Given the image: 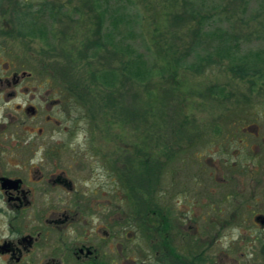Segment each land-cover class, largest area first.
Segmentation results:
<instances>
[{
  "label": "flooded vegetation",
  "instance_id": "flooded-vegetation-1",
  "mask_svg": "<svg viewBox=\"0 0 264 264\" xmlns=\"http://www.w3.org/2000/svg\"><path fill=\"white\" fill-rule=\"evenodd\" d=\"M2 24L7 31L0 27V34L9 39V19ZM0 41V264H214V219L203 228L196 215L189 221L174 218L171 199L160 204L158 197L157 204L145 206L134 202L138 158L132 157L135 142L122 136L123 126H113L115 137L106 140L105 125L92 122L79 99L61 89L66 85L60 87L53 75L50 81L43 78L40 59L34 77L25 70V53L6 58L7 40ZM59 129L68 139H53ZM49 134L51 139L43 141ZM78 135L83 142L74 139ZM87 142L92 162L86 161L90 172L80 181L85 159L66 161L61 153ZM125 151L132 154L130 167ZM84 195L101 201L84 203ZM254 221L263 232L264 264V215Z\"/></svg>",
  "mask_w": 264,
  "mask_h": 264
},
{
  "label": "rangeland",
  "instance_id": "rangeland-1",
  "mask_svg": "<svg viewBox=\"0 0 264 264\" xmlns=\"http://www.w3.org/2000/svg\"><path fill=\"white\" fill-rule=\"evenodd\" d=\"M29 1L34 3L35 8H38V4L42 2V0ZM83 1L50 0V7L55 5L53 14L61 7L59 10L65 15L71 13L72 18L77 19L83 16V12L86 13ZM11 6L13 5L9 1L0 6L1 32L7 31L2 22H7L8 19V31L10 30L9 39L0 34V40H7L5 42L7 47L3 48L2 53L5 52L6 58L14 55L24 56L23 53H25L26 59L23 60L26 63L25 70L33 73V76L37 75L35 74L36 59H40L44 64L52 63L53 55L51 56V53L53 54L56 50L49 49V47L50 43H55L53 40L58 38L56 31L60 24L59 22L52 23L50 18L41 19L40 22L46 24L43 35L36 33L30 38L31 42L26 41V38L19 40L10 26L13 17ZM121 8L122 12L120 11ZM74 9L80 13L76 15ZM108 9L112 13L118 10V12L123 13V16H130L127 18L129 22L131 16L135 18L133 20L135 21L134 27L130 33L123 24L121 26L123 28L121 33L125 41L123 44L134 47L143 55L146 62L154 60L158 66H162L161 60L164 59L161 51L157 50L159 45L165 47L170 45L178 49L175 52H177L178 59H181L180 63L192 59L193 56L191 45L197 27H192V33L187 30L189 28L183 27L181 23H178L179 28H173L171 19L174 15H185L192 12L198 16H205L206 20L202 25H207V27L201 28V31L214 33L216 30L215 33L219 40L223 38V35L229 36L230 41L236 39V52L225 54H219L218 51L214 50V47H210L213 40L211 36L203 39L202 49H196V52L204 59L209 57L210 60H214V63L204 62L203 64H206L207 68L205 67L202 75L197 74L198 76H196L193 72V80L189 79L190 76L185 81L179 77L180 83H182V87L179 89L181 91L175 92V96L168 105V111L169 109L173 110V108L176 110L178 107L183 113L179 115L173 130L179 129L180 126L176 124L182 123L185 114L189 121L192 120L191 123L196 122V125H190L188 121L189 127L200 129L205 127V130L199 131L200 135L194 131L195 138L191 145H189V141L180 142L182 150L172 159L167 169L164 167L163 172L161 171L156 194H158L160 204L165 198L171 199V204H175L171 208L173 217L176 219L177 217L184 221L196 220V218L203 219L204 222L201 223L204 225L203 228L209 227L210 221L214 219V264H260V235L262 231L259 225L255 224L254 218L258 215H264V85L259 87L257 83L255 88L248 93L249 84L245 79L233 75L227 68L229 65L227 62L234 58L232 55H235V58L248 55V58L253 61L257 56H255L256 52L259 53L261 60H257L255 63L260 65L259 63L264 61V0H109ZM190 24L194 25L195 19ZM51 25L53 26L51 27ZM2 43L0 41V44ZM43 47L45 52L40 53V49ZM7 52L10 53V56H7ZM220 62L223 65L220 66L218 64ZM60 63H62L61 60ZM17 65L15 66L16 69L19 68ZM155 71L157 74L160 73V70L159 73L157 69ZM188 72L191 71L187 70ZM51 74V69L43 72L42 68V76L47 81H50ZM162 75L163 79L155 75L152 83L161 80L162 84L158 83L159 90L161 87L172 88L173 83L169 81L171 79L166 78L167 73ZM189 82L198 83V88L194 90L195 93L191 92L190 87L188 90ZM29 83L33 85L32 81ZM214 85L223 86L225 97L228 95L226 99L231 101V104L227 102L229 103L228 110L221 116H217L219 109L214 107L216 105L214 100L208 97L214 93V91L209 90L214 89ZM61 86L62 84H60ZM61 89L64 90L62 87ZM139 90L142 91V87H139ZM151 90L153 93L155 92V89L152 88ZM201 90L206 97L199 94ZM241 94L246 95L248 99H245ZM149 101L152 107H157L153 95ZM236 102L238 103L236 104ZM52 115L55 116V114ZM216 116L221 118L219 122L222 127L218 137L214 136L212 127L208 125L212 120L215 125L218 124L217 119L214 120ZM71 123L73 122H65V124ZM169 123H166V128L164 127L167 130L159 132L161 134L159 141H153V137L150 136L146 148L152 157L159 158L162 153V146L167 145V143L170 146L169 143H172L173 130H171L172 125ZM143 126L140 124L138 129ZM126 130L122 131V136L126 142L134 141L137 143L138 141L139 144L143 130L139 129V136L134 131L135 136H131L130 130L127 128ZM149 130L148 128L147 131L149 132ZM58 132L59 135L53 139H68L62 129H59ZM152 132L153 130L151 135ZM256 132L257 135H255ZM154 134L157 136L156 132ZM238 137L243 139L244 144L240 145L237 144L238 142H233ZM50 139V134L42 137L43 141ZM74 139L80 143V141L83 142L84 138L82 135H78ZM177 145L170 147L176 151ZM217 145L218 147L214 149V146ZM239 148L240 152H238ZM63 149L61 156L66 161L68 160L67 157H72L75 160L81 157L85 159L86 164H81L83 174L76 176L80 181L88 178L91 167L88 162H92L89 159L91 156H88L91 155L88 142L80 146L74 144ZM144 159L145 157L140 158V162H144ZM87 160L88 162H86ZM73 163L69 159L67 165L72 166V169ZM151 164L152 162H149L148 166ZM73 169L75 170V168ZM139 178L142 183H146L143 177L139 176L137 180ZM108 188L110 187L108 186ZM168 188L169 190H167ZM213 189L214 195L212 194ZM97 198L98 195H84L81 201L90 203L91 200ZM122 199L120 203L125 204L126 197L122 196ZM107 201H111L109 197H107ZM111 202L116 203L114 200ZM166 202L169 201L165 200L164 203ZM232 215L234 217L230 218ZM216 233H218L217 236H215Z\"/></svg>",
  "mask_w": 264,
  "mask_h": 264
},
{
  "label": "trees",
  "instance_id": "trees-1",
  "mask_svg": "<svg viewBox=\"0 0 264 264\" xmlns=\"http://www.w3.org/2000/svg\"><path fill=\"white\" fill-rule=\"evenodd\" d=\"M7 1L13 5L11 6L13 17L10 23L13 32L19 38H26L28 42H31L30 38L35 36L36 33L42 35L45 33L46 24L41 23V19L50 18L52 23L59 22L60 25L56 31L58 38L55 39L53 34L52 36L55 39L53 42L55 43H50L49 47V49L56 50L53 54L51 53V56L53 55L52 63H55L44 64L42 61L43 72L51 69V75L57 77L60 84L66 85L64 90L69 91L79 99L78 101L85 108L87 115L93 120L92 122L105 125L102 130L106 140L115 137V133H112L111 130L117 124L123 126V131H127L126 128L130 130L133 136H135L133 131L139 136V129L143 130L140 143L138 144L137 141L134 145L132 156L138 158L137 165L133 167L137 181L135 189H138L134 195L136 200L134 202L144 204V206L152 202L157 204L158 194H156V191L162 170L165 169L164 167L167 169L172 159L182 150L180 142L189 141V145H191L195 138L194 131H197V135H200L199 131L203 132L205 130V127L203 129L189 127V124L196 125V122L191 123L192 120L189 121L186 114L182 123L176 124L180 126L179 129L173 130L179 115L183 113L178 107H176V110L173 108V110L169 109L168 111V105L175 96V92L181 91L179 89L182 87V83H180L179 77L185 81L190 76L189 79L193 80V72L196 76L202 75L204 69L207 68L206 64H203L204 62L214 63V60H210L209 57L204 59L196 52V49H202L203 39L211 36L213 40L210 47H214V50L218 51L219 54L236 52V39L230 41L229 36L223 35V38L219 40L215 33L216 30L214 33L201 31V28L205 29L207 27V25H202L206 20L205 16H198V14L192 12L185 15H174L171 19L173 28H179L178 23H181L183 27L189 28L187 30L192 33V27H197L191 45L193 56L192 59L180 63L181 59H178L177 52H175L178 49L170 45H166V47L162 45L158 47L157 45V50L161 51L160 53L164 57L161 60L162 66H158V63L154 60L146 62L143 55L134 47L123 44L125 41L121 33V30H123L121 26L123 24L130 33L134 27L133 23L135 21L133 20L135 18L131 16L129 22L127 18L130 16H123V13H121L122 8L120 9L121 12H118V10H115V13L109 12V0H84L83 6L86 7V13L83 12V16L77 19L72 18V14L69 12L65 15L59 10L61 7L53 14L55 5L50 7V0H42L38 4V8H35L34 3L29 0H0V6ZM74 12L76 15L80 13L77 9H74ZM194 19L195 24H190ZM43 52H45L44 47L40 49V53ZM232 56L234 58L227 62L229 64L227 68L233 75L245 79L249 84L248 93L255 88L257 83L259 87L264 85V61H261L260 65L255 63V61L261 60L259 59V53H255L258 59L255 57L253 61L248 58V55L239 57L236 55L237 58H235V55ZM60 60L62 63H60ZM218 64L223 65L221 62ZM156 69L158 73L160 70L159 74L155 71ZM186 69L191 72L187 73ZM164 73H167L166 78L171 79L169 81H172L173 86L167 89L161 87L159 90L158 83L162 84L161 80L156 83H152V80L155 75L163 79L162 74ZM189 84L187 86L188 90L190 87L191 92L195 93L194 90L198 88V83L189 82ZM139 87H142L143 90L140 91ZM213 87L214 89L209 90L214 91V93H211L208 97L214 100V103H216L214 107L219 109L217 116H221L222 113L228 110L231 101L226 99L228 95L225 97L223 86L214 85ZM152 88L155 89L154 93L151 90ZM205 90L207 92V87ZM199 94L206 97L203 95L202 90ZM152 95L157 107H152L149 101ZM241 95L248 99L246 95ZM235 99L238 101L237 98ZM217 116L214 120L217 119ZM168 122H170L169 125H172L171 130H173L172 143H169V145H179H177L175 151L167 143V145L162 146V153L159 158L152 157L150 151L146 148L148 141L151 137H153V141H159L161 139L159 132L167 130L164 127H167L166 123ZM140 124L144 126L138 129ZM208 125L212 127L214 132V121L212 120ZM148 128L150 129L149 132L147 131ZM176 131H178V134H176ZM154 132L157 136H154ZM131 155L129 151H125L123 154L124 157L127 156L128 158L129 167ZM142 157H145L144 162H140ZM149 162H152L151 166H148ZM123 175H126L124 170ZM139 176L143 177L146 183H142L140 178L137 180ZM128 181L130 180L128 179ZM148 197L150 198L148 199Z\"/></svg>",
  "mask_w": 264,
  "mask_h": 264
}]
</instances>
